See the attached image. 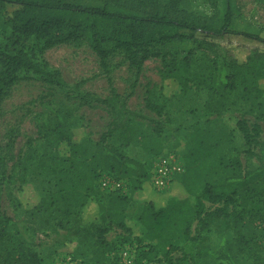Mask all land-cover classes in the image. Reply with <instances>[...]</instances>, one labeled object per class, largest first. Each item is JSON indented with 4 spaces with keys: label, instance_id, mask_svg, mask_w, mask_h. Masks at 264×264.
<instances>
[{
    "label": "trees",
    "instance_id": "obj_1",
    "mask_svg": "<svg viewBox=\"0 0 264 264\" xmlns=\"http://www.w3.org/2000/svg\"><path fill=\"white\" fill-rule=\"evenodd\" d=\"M218 1L220 14L202 18L188 11L184 0H99L97 5L0 0L8 29L0 39V106L6 90L20 80L21 71L33 72L49 85L63 84L59 72L38 62L35 49L39 45L27 44L33 39L41 42L42 50L85 42L100 59L107 77V98L86 93L78 105H101L111 114L112 121L98 141L90 136L75 141L78 124L73 122L74 111L60 105L43 119L37 131L39 139H29L23 156L11 155L6 161L1 151L10 146L0 144V182L9 172L8 162H14L12 171L17 168L20 185L27 184L29 176L56 180V191L41 195L25 213L33 220L44 219L55 234L63 232L64 246L76 239L98 250L108 246L104 236L117 228L130 240L109 252L122 251L127 244L136 253L133 264H245L237 249L252 251L244 228L252 217L250 203L264 198V128L258 117L254 124L246 118L236 124L248 147L246 154L257 162L254 168H247L233 142L234 132L218 119L225 107L234 104L227 94L239 87L235 98L251 106V114L254 107L263 106L264 49H252L244 60L234 56L228 66L215 61L194 69L192 56L180 59L188 41L237 38L264 45L263 29L240 26L234 0ZM221 48L231 52L227 45ZM118 50L124 51L131 67L140 66L151 55L160 57L163 81H173L179 87L193 82L203 95L197 94L191 106L189 99L181 97L175 109L147 97L146 107L156 119L130 111L114 86L107 63ZM164 90V86L160 88L167 101ZM144 120L149 122L147 128ZM174 122L179 124L176 131H187V150L183 155L176 153L185 169L178 181L185 198L175 197L173 192L157 195L148 187L154 163L166 154L163 139ZM34 141H44L47 146L40 150ZM63 145L68 148L65 153L60 151ZM106 176L123 182L124 191L102 189L101 180ZM146 189L147 198L142 199ZM136 202L143 207H138L139 217L130 220L128 210ZM9 221L0 209V264H41L37 251L7 233ZM171 231L182 232L188 244L179 257L172 256L177 246L168 237ZM112 260L122 264L118 258Z\"/></svg>",
    "mask_w": 264,
    "mask_h": 264
},
{
    "label": "rangeland",
    "instance_id": "obj_2",
    "mask_svg": "<svg viewBox=\"0 0 264 264\" xmlns=\"http://www.w3.org/2000/svg\"><path fill=\"white\" fill-rule=\"evenodd\" d=\"M64 1L80 5H97L99 0ZM184 4L188 11L202 18L214 17L220 14L221 6L218 0H184ZM234 6L241 27L251 24L264 30V0H234ZM7 30L4 16L0 13V39ZM27 44L30 46L39 45L38 49H35L38 62L49 71L59 72V79L63 81V84L60 86L49 85L33 72L21 71L19 73L20 80L6 90L4 100L0 106V144L10 146V149L7 148L1 151L2 158L8 161L11 155L15 157L23 156L28 148L27 142L29 139H39L37 131L40 125H43V119L47 115L52 116L54 109H58L60 105H65L74 111L73 122L78 124L77 129L74 131L75 141H81L85 136H90L98 141L101 135L107 131L112 121L111 114L101 105L78 106L79 99L86 93L98 98L109 96L107 77L98 56L85 42L58 45L47 50H42L41 42L34 39L27 42ZM221 45L229 46L231 52L229 54L225 53ZM257 47L264 49V45L257 46L253 42L237 38H225L217 42L188 41L182 48L183 52L180 59L192 56L194 69L211 66L215 61L219 65L226 64L228 66L232 63L234 56L244 60L249 52ZM107 63L114 86L126 99L128 108L143 117L157 118L146 107L147 97L154 101L158 99L157 102L160 105L165 107L167 104V107L170 105L171 108L175 109V106L181 102V97L189 99L191 106L197 94L203 95L201 90L196 91L197 88L193 82L188 87H179L173 81H163L164 66L160 57L151 55L143 60L140 66L131 67L124 51L118 50L110 56ZM78 84L79 87L77 88ZM163 86L165 87L164 94L168 97L167 101L162 98L160 92V88ZM262 86L264 87V84ZM237 89L233 94H227L230 95L229 101L233 100L234 104L230 109L225 107L223 115L218 121L220 124L225 125L229 131L234 132L233 142L244 165L247 168H254L257 162L246 154L248 147L242 135L237 131L236 124L242 118H246L250 124H254L256 122L255 117H258L264 128V102L262 107H254L253 114H251V106L235 98L239 95L240 87ZM147 91L150 92L147 94ZM144 122L145 128H147L149 122L148 120H144ZM176 123L172 124V129L169 133H166L163 142H165L166 136L169 139L174 137V142H176V138L179 144L182 143V140H187V131L179 132L181 129L176 131L175 127L179 125ZM34 144L40 150L45 149L47 146L44 141H34ZM60 151L62 153L67 152V146L63 145ZM170 152L183 155V150L179 149H171L166 154ZM13 166L14 162H8L9 172L7 177L11 174L12 176L10 179L6 177L4 181L0 182V209L10 220L9 224L6 225L7 233L17 236L26 245L37 251L41 264H114L112 260L114 258H118L122 264H127L124 258L125 252H128V255L134 261L136 253L131 252L127 244L123 246L122 251L109 252L114 246L125 243L127 239L130 240L125 232L117 228L110 229L104 236L108 246L100 247L98 250L90 243H78L76 239L71 240L68 245L64 246L61 242L63 232L55 234L44 219L33 220L25 213L26 209H31L38 203L41 195L46 196L56 191V180L49 176H29L25 178L27 184L20 185V181L17 179L18 170L15 168L14 173L12 171ZM145 166L148 168L149 163H145ZM178 181L179 177L172 191L165 195L173 192L175 197H186V193L181 190L180 181ZM149 186L152 189L150 183H148ZM152 191L155 193L154 190ZM148 192V189H146V192L144 190L142 195L145 196L143 198L140 196V198L146 199ZM139 206H142V204L138 202L130 205L128 210L130 220L139 217ZM257 207H260V209H256ZM250 208L253 210L252 217H249L246 221L248 225L244 228V233L246 238L251 241L252 251H242L238 248L237 255L245 264H264V198L260 200L259 197L252 201ZM195 227L194 224L192 229L194 230ZM168 237L177 246V251H174L172 256L179 257L180 253L188 246L183 233L171 231L168 233ZM212 237L216 241L215 235H212ZM1 249L0 244V253ZM254 256H259L260 259L256 261Z\"/></svg>",
    "mask_w": 264,
    "mask_h": 264
},
{
    "label": "built area",
    "instance_id": "obj_3",
    "mask_svg": "<svg viewBox=\"0 0 264 264\" xmlns=\"http://www.w3.org/2000/svg\"><path fill=\"white\" fill-rule=\"evenodd\" d=\"M184 165L181 157L176 153H167L159 157L153 165L150 185L154 191L159 194H167L171 191L172 186L177 183L176 180L184 173ZM101 187L104 190L115 192L124 191V184L112 177H104L101 180ZM125 262L133 264V260L124 254Z\"/></svg>",
    "mask_w": 264,
    "mask_h": 264
},
{
    "label": "crops",
    "instance_id": "obj_4",
    "mask_svg": "<svg viewBox=\"0 0 264 264\" xmlns=\"http://www.w3.org/2000/svg\"><path fill=\"white\" fill-rule=\"evenodd\" d=\"M173 138L169 139V137L166 136V140L163 143L164 153L169 152L171 149H175V150L179 149V150H183V154H184L186 152V150H187V147H188L186 141L182 140V143L179 144V141L175 138L176 142H174ZM175 184L172 186L171 191H172L173 187L175 186ZM155 193L157 195H160L157 192H155ZM163 195H165V194H163Z\"/></svg>",
    "mask_w": 264,
    "mask_h": 264
}]
</instances>
